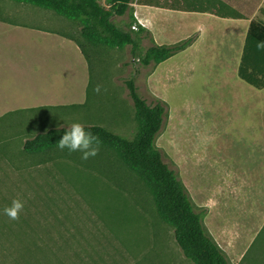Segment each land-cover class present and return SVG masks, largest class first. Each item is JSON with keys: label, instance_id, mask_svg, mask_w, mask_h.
<instances>
[{"label": "rangeland", "instance_id": "1", "mask_svg": "<svg viewBox=\"0 0 264 264\" xmlns=\"http://www.w3.org/2000/svg\"><path fill=\"white\" fill-rule=\"evenodd\" d=\"M10 8L43 14L49 25L81 38L77 23L72 30L53 10L0 0L1 15ZM243 11L264 21V9L254 4ZM127 18L113 17L118 25ZM151 18L144 48L153 37L173 44L189 36L192 47L149 65L132 59L130 45L89 48L85 106L11 112L0 104V264H194L144 180L114 149L100 145L87 160L58 147L24 150L26 139L75 122L132 138L138 126L129 78L148 103L165 105L155 143L203 212L206 230L231 264H264V87L238 74L246 24L223 21L201 34L204 24L179 13L157 10ZM17 198L24 208L11 220L4 209Z\"/></svg>", "mask_w": 264, "mask_h": 264}, {"label": "trees", "instance_id": "2", "mask_svg": "<svg viewBox=\"0 0 264 264\" xmlns=\"http://www.w3.org/2000/svg\"><path fill=\"white\" fill-rule=\"evenodd\" d=\"M38 5L77 23L81 38L72 36L87 57L88 49L99 46L122 48L130 45L132 59L142 65L160 63L191 44L192 38H186L173 44L152 43L143 47V40L151 36L150 30L142 25L131 6L133 0H13ZM142 1V0H139ZM167 1V0H166ZM181 1L172 0L173 8L188 9L178 6ZM197 11H215L221 16L244 17L236 9L218 1L217 8L196 7ZM128 15L123 25L115 23V15ZM264 40V21H252L248 31L240 65L239 76L247 83L264 87V52H257L255 42ZM90 65V63H89ZM129 89L137 121V131L132 138L125 137L100 124H85L100 139V145L114 149L124 163L137 173L146 183L160 216L174 230V237L183 254L194 264H231L227 253L214 237L206 230L203 212L195 210L193 200L175 170L163 160L156 136L162 127L165 105L158 101L148 103L139 91L133 78L125 80ZM88 101V99H87ZM73 105L65 107H82ZM66 127H51L28 138L24 150L40 153L57 147L56 142L62 137Z\"/></svg>", "mask_w": 264, "mask_h": 264}, {"label": "crops", "instance_id": "3", "mask_svg": "<svg viewBox=\"0 0 264 264\" xmlns=\"http://www.w3.org/2000/svg\"><path fill=\"white\" fill-rule=\"evenodd\" d=\"M179 1L181 3L178 6L188 9L173 8L172 0H133L131 6L136 10L138 21L151 33V16L157 10L179 13L196 24H204V28H198L201 34L204 31L207 33L211 24L244 21L246 32L241 56L251 22L255 21V16H247L243 8L254 4L255 8L264 9V0ZM218 1L224 2L230 9L240 11L244 17L194 10L196 7L215 9ZM6 12L0 14V104L10 106L11 112L85 104L90 83V65L72 34L60 30L61 27L57 29L49 25L43 14L33 15L25 9L11 12V8ZM67 23L72 30H76L73 21L68 19L62 22ZM154 40L158 43L156 37ZM190 45L183 50L186 52L192 47Z\"/></svg>", "mask_w": 264, "mask_h": 264}, {"label": "clouds", "instance_id": "4", "mask_svg": "<svg viewBox=\"0 0 264 264\" xmlns=\"http://www.w3.org/2000/svg\"><path fill=\"white\" fill-rule=\"evenodd\" d=\"M255 48L257 52H264V40L255 42ZM101 89L102 85L97 84L93 91L99 94ZM58 127L64 126L60 125ZM100 143L99 137L90 130V126L86 127L82 123L75 122L67 125L56 145L62 151L67 149L70 153L80 152L82 154L81 159L87 160L99 154ZM23 208L24 201L17 198L12 201L11 206L5 207L4 213L11 220H18Z\"/></svg>", "mask_w": 264, "mask_h": 264}]
</instances>
